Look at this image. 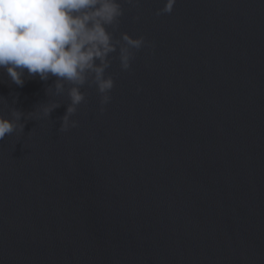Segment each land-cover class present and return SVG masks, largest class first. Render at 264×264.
Here are the masks:
<instances>
[{
  "label": "water",
  "instance_id": "obj_1",
  "mask_svg": "<svg viewBox=\"0 0 264 264\" xmlns=\"http://www.w3.org/2000/svg\"><path fill=\"white\" fill-rule=\"evenodd\" d=\"M164 2L119 0L146 43L67 131L73 85L0 68V264H264V0Z\"/></svg>",
  "mask_w": 264,
  "mask_h": 264
},
{
  "label": "clouds",
  "instance_id": "obj_2",
  "mask_svg": "<svg viewBox=\"0 0 264 264\" xmlns=\"http://www.w3.org/2000/svg\"><path fill=\"white\" fill-rule=\"evenodd\" d=\"M175 3L165 0L157 15L171 13ZM121 15L119 0H0V68H5L19 86L24 83L25 71L41 80L56 77L57 89L63 87L61 82L73 85L69 90L71 103L60 128L67 131L77 126L78 122L69 118L85 100L81 86L89 74L103 111L114 87L113 77L105 75L110 54L118 50L121 69L129 70L134 50L146 43L144 37L128 33L114 40L108 26ZM44 111L48 114L51 109ZM13 131L12 121L0 117V139Z\"/></svg>",
  "mask_w": 264,
  "mask_h": 264
}]
</instances>
